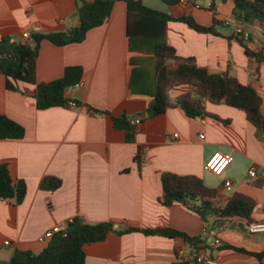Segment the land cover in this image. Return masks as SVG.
Masks as SVG:
<instances>
[{
    "label": "crops",
    "instance_id": "0c3cea01",
    "mask_svg": "<svg viewBox=\"0 0 264 264\" xmlns=\"http://www.w3.org/2000/svg\"><path fill=\"white\" fill-rule=\"evenodd\" d=\"M141 1L172 17L191 15L204 27L212 24L208 7L213 3L221 22L217 31L222 36L248 34L244 42L264 54V26L235 19L231 0H198L199 8L192 6L191 0L175 6L160 0L164 9L156 8L155 0ZM75 11V0H0V38L10 36L23 42V33L62 30L72 26ZM166 41L177 56L192 57L211 73H228L240 83L251 85L262 98L264 114V64L258 66L255 79L257 65L244 55L236 38L227 40L169 22ZM67 67L82 69L79 82L83 85L65 91L75 107L38 110L32 98L33 85L19 82V91H8L0 75V116L24 129L21 139L0 140V163L7 165L14 181L22 180L26 185L20 205L0 201V261L8 262L16 250L42 251L49 242L44 240V233L75 217L88 223L110 222L117 230L172 229L205 238L198 215L179 203L169 207L159 203L160 173L195 176L205 183V164L215 153L228 154L238 164L237 168H227L220 183L230 181L228 193L238 192L253 199L257 209L251 216L252 223L264 222V143L256 141L243 113L206 104L208 113L226 123L208 117L189 119L177 108L152 117L146 101L130 96L124 2L115 1L108 20L89 30L81 43L57 47L41 41L36 81L58 80ZM187 90L177 87L169 95L175 99ZM87 107L114 117L125 114L140 118L134 141L126 142L124 132L115 130L108 117L92 114ZM138 153L141 167L135 160ZM251 167L256 170V178L248 176ZM46 176L58 178L61 186L53 192L40 190V180ZM258 182L260 186L255 185ZM239 223L244 221H232L235 231H239ZM4 242L9 245L3 246ZM84 252V264H172L193 257L191 249L178 239L140 232L111 233L105 241L86 246ZM200 252L216 264H264V259L257 261L231 251L211 252L206 248Z\"/></svg>",
    "mask_w": 264,
    "mask_h": 264
},
{
    "label": "trees",
    "instance_id": "16d2710c",
    "mask_svg": "<svg viewBox=\"0 0 264 264\" xmlns=\"http://www.w3.org/2000/svg\"><path fill=\"white\" fill-rule=\"evenodd\" d=\"M115 1L126 5V48L130 96L146 101V110L152 117L164 114L168 109H180L189 119L205 117L221 121L206 111V104L224 105L243 113L246 121L254 129V138L264 143V114L262 98L251 85H244L228 73H211L197 65L192 57H179L167 44V23L179 22L195 32L223 37L236 38L244 49V55L257 65L254 78L259 75L258 66L264 64V54L253 51L245 42L243 35L222 36L217 28L221 22L217 19L214 4L208 10L212 12V24L209 27L199 25L191 15L172 17L164 12L145 6L141 0H75L77 24L68 25L62 30L50 33L33 31L30 41L17 42L10 36L0 38V75L5 78V89L17 92L18 83L34 86L32 98L38 110L66 107L72 102L65 91L78 83L82 76L80 67H67L58 80L38 83L36 81V60L39 45L47 40L57 47L81 43L86 33L104 24L110 17ZM168 6H175L182 0H161ZM232 14L235 19L249 24L264 23V0H231ZM194 6V0H191ZM177 87L188 90L175 99L170 91ZM78 104V103H77ZM95 115L108 117L113 128L124 132L126 142L135 139V128L128 123V117H118L108 112L87 107ZM226 123V121H221ZM24 129L5 116H0V140L21 139ZM142 165L141 154L135 158ZM162 193L159 203L165 207L173 203L182 204L187 210L198 215L204 228L212 231L221 228L216 238L221 242L219 251L264 259V233H250L247 225L252 223V214L257 209L256 202L250 197L238 193H228L224 182L216 187L205 185L195 176H179L168 172L160 173ZM255 184V183H254ZM260 182L256 186H260ZM61 186L58 178L46 176L40 180L39 189L53 192ZM26 195V185L22 180L14 181L8 167L0 163V201H13L20 205ZM244 221L237 227L232 221ZM119 235L140 232L146 236H160L178 239L191 249L190 260H177L172 264H195L196 256L207 248L206 238L190 237L172 229L140 230L125 228L117 230L113 223H88L82 217H75L68 223L66 232L55 235L45 249L38 253L16 250L8 262L0 264H84V248L101 243L111 233Z\"/></svg>",
    "mask_w": 264,
    "mask_h": 264
},
{
    "label": "built area",
    "instance_id": "2783aa9c",
    "mask_svg": "<svg viewBox=\"0 0 264 264\" xmlns=\"http://www.w3.org/2000/svg\"><path fill=\"white\" fill-rule=\"evenodd\" d=\"M198 0H194V6L196 8H199L197 5ZM264 26V23L262 24ZM238 33H241L238 31ZM245 38L248 37V34L243 35ZM22 39L23 41H30L31 36L29 33H23L22 34ZM83 84L82 82L76 83L72 88H78L81 87ZM69 106L75 107V103L72 101L69 103ZM140 118H128V123L130 126L136 128L137 126L140 125ZM177 135H173V137L176 138ZM203 137L200 136V139ZM233 158L228 155V154H222V153H215L205 164V169L210 172L213 176L220 177L223 175V173L227 170V168L230 166L232 163ZM248 176L251 178H256L257 173L254 167H251L248 170ZM231 182L230 181H224V187L226 192H230L231 190ZM68 229V223L67 222H61L58 225L52 227L48 231L44 233V240H51L55 235L61 234L66 232ZM221 228H216L210 231L207 228H203L202 230V235L208 240L207 243V249L210 250L211 252H216L219 251V247L221 246V242L216 238L217 233L220 231ZM247 229L250 233L256 234V233H264V222L260 223H249L247 225ZM8 242H4L3 246H8ZM196 263L198 264H216L215 260L206 255L205 252H200L196 256Z\"/></svg>",
    "mask_w": 264,
    "mask_h": 264
},
{
    "label": "rangeland",
    "instance_id": "374dc122",
    "mask_svg": "<svg viewBox=\"0 0 264 264\" xmlns=\"http://www.w3.org/2000/svg\"><path fill=\"white\" fill-rule=\"evenodd\" d=\"M217 3H219V1H217ZM155 5L157 6L156 8H160V9H164V5L162 4V2L160 0H155ZM154 5V6H155ZM237 162L233 161L229 168L232 169V168H237ZM227 175V172L226 173H223L222 176L220 177H216V176H213L210 172L208 171H205V184L209 187H214L216 186L218 183H220L221 180H223V178Z\"/></svg>",
    "mask_w": 264,
    "mask_h": 264
},
{
    "label": "water",
    "instance_id": "95a60500",
    "mask_svg": "<svg viewBox=\"0 0 264 264\" xmlns=\"http://www.w3.org/2000/svg\"><path fill=\"white\" fill-rule=\"evenodd\" d=\"M74 19H73V21H72V27H75L76 26V24H77V16L76 15H74V17H73ZM138 118V117H137Z\"/></svg>",
    "mask_w": 264,
    "mask_h": 264
}]
</instances>
